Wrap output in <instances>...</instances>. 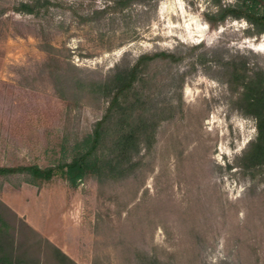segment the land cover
<instances>
[{
  "label": "rangeland",
  "instance_id": "374dc122",
  "mask_svg": "<svg viewBox=\"0 0 264 264\" xmlns=\"http://www.w3.org/2000/svg\"><path fill=\"white\" fill-rule=\"evenodd\" d=\"M19 1L0 0V164L57 162L108 104L84 92L64 101L44 68L41 34L63 46L75 80L102 79L144 52L185 57L149 66L151 108L169 117L132 173L76 187L61 176L36 184L5 175L0 199L79 264H141L144 251L165 263L264 264V179L228 167L256 135V121L231 106L223 80L233 58L264 68V33L248 34L241 18L211 28L209 0L198 8L188 0L136 4L95 21L85 17L103 0H52L40 16L15 11ZM201 52L210 60L199 61Z\"/></svg>",
  "mask_w": 264,
  "mask_h": 264
},
{
  "label": "trees",
  "instance_id": "16d2710c",
  "mask_svg": "<svg viewBox=\"0 0 264 264\" xmlns=\"http://www.w3.org/2000/svg\"><path fill=\"white\" fill-rule=\"evenodd\" d=\"M160 0H103L93 6L85 19L101 20L110 14L124 12L136 4L144 7ZM198 8V0H188ZM52 0H20L13 5L17 12L40 16L47 11ZM0 13L3 8H0ZM203 16L211 28H218L229 18L245 19L248 34L264 33V0H209ZM41 36V37H40ZM39 47L48 54L44 68L52 78L57 92L67 104L84 92L104 96L108 104L103 115L94 123L92 131L72 145L70 153L64 152L57 162L40 165L37 162L0 164V176L22 173L31 181L41 184L61 176L76 187L79 182L96 178L100 182L119 180L134 171L143 162L144 151H150L156 140L160 121L168 118L151 108V94L146 82L152 80L150 65L157 59L179 62L185 54L159 50L144 52L130 66L117 65L102 79H73L61 57L63 46L53 43L48 35L41 34ZM125 40L119 43L123 45ZM200 44H194L196 50ZM199 61L207 62L205 52ZM194 67V64H193ZM224 78L231 106L256 121V135L250 139L234 164L252 181L264 179V68L250 66L246 59L233 58L224 62ZM185 74L182 75L183 85ZM67 151V150H65ZM141 264L165 263L153 253L144 251ZM0 264H79L61 247L43 236L37 229L8 204L0 199Z\"/></svg>",
  "mask_w": 264,
  "mask_h": 264
}]
</instances>
